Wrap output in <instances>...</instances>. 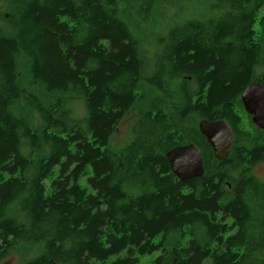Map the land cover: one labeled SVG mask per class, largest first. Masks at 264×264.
<instances>
[{"label":"trees","instance_id":"obj_1","mask_svg":"<svg viewBox=\"0 0 264 264\" xmlns=\"http://www.w3.org/2000/svg\"><path fill=\"white\" fill-rule=\"evenodd\" d=\"M3 1L0 260L140 264L158 252L149 264H264V181L252 173L264 136L248 147L239 136L219 160L198 130L200 118L230 121L257 79L264 0H209L184 18L183 0ZM168 7L175 20L161 29ZM135 102L145 109L134 138L113 151ZM188 143L204 172L181 181L165 154Z\"/></svg>","mask_w":264,"mask_h":264},{"label":"water","instance_id":"obj_2","mask_svg":"<svg viewBox=\"0 0 264 264\" xmlns=\"http://www.w3.org/2000/svg\"><path fill=\"white\" fill-rule=\"evenodd\" d=\"M261 93L258 82H251L246 86L242 94V100L248 113L252 114V120L258 126L264 125V104L261 98H252ZM199 132L205 138L215 158L223 160L229 153L233 141L232 132L228 124L223 120L208 121L202 119L198 123ZM171 172L181 181H188L203 174V163L199 148L188 143L171 148L165 154ZM47 264H57L50 259Z\"/></svg>","mask_w":264,"mask_h":264},{"label":"rangeland","instance_id":"obj_3","mask_svg":"<svg viewBox=\"0 0 264 264\" xmlns=\"http://www.w3.org/2000/svg\"><path fill=\"white\" fill-rule=\"evenodd\" d=\"M209 0H183L179 4V8H182V18L186 17H200L205 13L207 9ZM8 2L1 3L0 10L5 11L7 9ZM178 7V6H177ZM175 7H168L162 10L163 18L159 19V15L156 14L157 22L161 24V29L166 27L171 21L175 20V15L177 13ZM160 11V9H159ZM155 27V26H153ZM151 26L142 28V43L140 45L141 52L146 61V72L150 71V66L152 64L153 53L155 49V43L152 40L153 29ZM165 32V31H163ZM73 112L74 116L83 117L85 116V110L82 100H77L76 107L74 106ZM145 109L144 104L141 102H135L128 112L123 116L120 122L117 124L113 132L111 133L108 140V147L113 151H119L122 148L126 147L134 138L133 128L137 123L138 118ZM82 112V113H81ZM78 115V116H77ZM252 173L257 176L260 180L264 181V162L254 165L252 168ZM158 252H154L151 255L140 258V264H149ZM21 256L16 252L9 253L6 257L0 260V264H20Z\"/></svg>","mask_w":264,"mask_h":264},{"label":"flooded vegetation","instance_id":"obj_4","mask_svg":"<svg viewBox=\"0 0 264 264\" xmlns=\"http://www.w3.org/2000/svg\"><path fill=\"white\" fill-rule=\"evenodd\" d=\"M261 41L264 43V38H261ZM255 72L257 73L258 77H257V79L252 80V82H258L260 84L261 93L257 96H252V98H254V97L261 98V102H262L261 104H264V45L261 46V68L256 70ZM188 78H190V77H188ZM246 86L239 92V94L237 96H235V99H236L235 104L236 105L231 107V114L233 117L228 118L230 121L223 119L228 124V126L232 132V136H233V141H232V144L230 146L228 155L233 151V149L238 144L239 136H240V140L243 141L244 146H247V147H248V144L254 140V137L256 135L259 139H261V135L264 136V125L262 127H260L255 122H253V120H252L253 115L248 113V111L245 107V104L242 100V94H243V91L246 88ZM205 88H207V87H205ZM202 119L203 118H200L199 121ZM220 119H222V118H220ZM216 120H219V119H216ZM199 121H198V123H199ZM198 130H199V128H198ZM259 141H260L259 146H261V140H259ZM247 147H243L242 149H248ZM258 163H261V161ZM258 163H256L255 165H257Z\"/></svg>","mask_w":264,"mask_h":264}]
</instances>
